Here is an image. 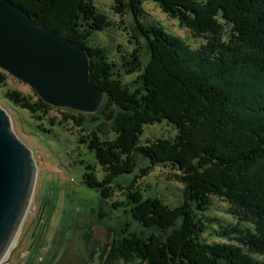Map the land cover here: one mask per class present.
<instances>
[{
	"label": "trees",
	"instance_id": "16d2710c",
	"mask_svg": "<svg viewBox=\"0 0 264 264\" xmlns=\"http://www.w3.org/2000/svg\"><path fill=\"white\" fill-rule=\"evenodd\" d=\"M7 1L28 13L35 25L62 34L88 54L90 80L105 94L102 108L89 117L68 110L61 119L80 130L86 117L100 122L82 144L93 154L101 177L95 166L80 161L82 183L104 200L120 189L124 198L111 202V208L127 207L142 227L158 233H136L119 245L135 251L145 264H264L261 227L208 215L216 197L264 221V0H114L131 14L133 39L144 43L148 59L142 63L134 51L129 61L121 57L120 66L94 45L93 33L110 24L92 0ZM147 1L188 25L211 26L218 20L212 38L224 31L229 39L213 49V39L199 51L190 49L143 21ZM134 74L125 81L124 76ZM8 77L0 70V87ZM4 96L35 116L37 129L51 133L53 107L37 95L34 102L19 91ZM44 118L48 127L41 124ZM162 122L179 131L176 138L141 145L144 126ZM140 159L146 167L136 171ZM157 165L182 179L186 189L179 205L158 196L144 198V191L135 188L139 176ZM125 175L123 185L118 180Z\"/></svg>",
	"mask_w": 264,
	"mask_h": 264
},
{
	"label": "rangeland",
	"instance_id": "374dc122",
	"mask_svg": "<svg viewBox=\"0 0 264 264\" xmlns=\"http://www.w3.org/2000/svg\"><path fill=\"white\" fill-rule=\"evenodd\" d=\"M92 1L110 24L107 29L93 33L94 45L102 47L107 58L118 63V66L121 57L129 61L134 51L139 52L142 63L146 62L148 59L144 43L133 39L135 33L131 14L114 0ZM142 12L145 23L164 29L168 35L183 41L190 49L196 51L211 42L214 35L213 25L220 23L218 20H212L211 26L201 22L188 25L187 22L165 14L159 5L152 1L143 3ZM200 15H205V12ZM219 34L221 35L214 36L215 40L210 44L211 49L225 44L229 39L226 32L221 31ZM134 78L135 74L124 76L126 82ZM11 90L21 92L29 97L31 102L37 100V94L25 83L10 75L6 85L0 87V107L10 116L14 135L31 151L36 164V178L28 209L7 258L1 264H145L138 259L135 251L126 250V247L119 243L136 233H141L143 237L158 233L142 227L131 217L127 207L111 208V202L124 198L120 189H113L111 198L104 200L96 190L82 183L85 170L80 161L95 166L98 176L101 177L100 167L96 164L93 154L82 144V141H86L84 138L100 123H92L88 118L96 113H81L88 115L82 131L71 121H61L62 114L69 109L53 107L48 114L54 119V125L50 127L52 131L44 133L37 129L40 121H37L35 116L32 117L27 110L19 109L5 98L6 91ZM113 112L114 109L108 114L109 118L104 117L103 120L110 122V117L113 116L110 114ZM41 124L48 127L46 118ZM178 132L167 122L144 126L140 144L146 145L156 139H175ZM144 167L145 162L140 159L136 171ZM177 176L178 172L169 167L157 165L145 176H139L135 188L144 191V198L158 196L170 206H176L181 203L182 194L186 189L182 179ZM127 177L123 176L124 179L118 182L125 185ZM211 204L208 215L214 219H239L246 227L251 226L254 230L261 227L264 231V221L245 213L242 206L216 197L211 198Z\"/></svg>",
	"mask_w": 264,
	"mask_h": 264
},
{
	"label": "water",
	"instance_id": "95a60500",
	"mask_svg": "<svg viewBox=\"0 0 264 264\" xmlns=\"http://www.w3.org/2000/svg\"><path fill=\"white\" fill-rule=\"evenodd\" d=\"M0 70L52 107L94 114L105 100L90 80L83 47L47 26L35 25L28 13L7 0H0ZM10 124L0 107V259L17 234L36 178L32 153Z\"/></svg>",
	"mask_w": 264,
	"mask_h": 264
},
{
	"label": "bare ground",
	"instance_id": "6f19581e",
	"mask_svg": "<svg viewBox=\"0 0 264 264\" xmlns=\"http://www.w3.org/2000/svg\"><path fill=\"white\" fill-rule=\"evenodd\" d=\"M14 241V240H13ZM12 241V242H13ZM12 242H10V244H9V246H8V248H7V250L5 251V253H4V255L2 256V258L0 259V264L3 262V260L5 259V258H7V253H8V251H9V249H10V246L12 245Z\"/></svg>",
	"mask_w": 264,
	"mask_h": 264
}]
</instances>
